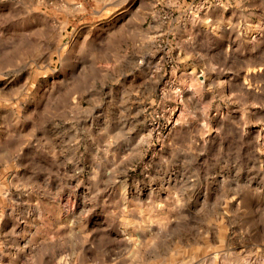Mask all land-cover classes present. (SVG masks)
Returning a JSON list of instances; mask_svg holds the SVG:
<instances>
[{
    "label": "rangeland",
    "instance_id": "1",
    "mask_svg": "<svg viewBox=\"0 0 264 264\" xmlns=\"http://www.w3.org/2000/svg\"><path fill=\"white\" fill-rule=\"evenodd\" d=\"M0 264H264V0H0Z\"/></svg>",
    "mask_w": 264,
    "mask_h": 264
}]
</instances>
